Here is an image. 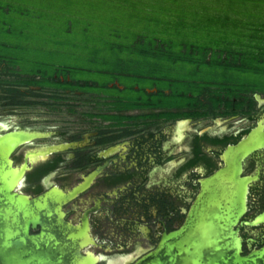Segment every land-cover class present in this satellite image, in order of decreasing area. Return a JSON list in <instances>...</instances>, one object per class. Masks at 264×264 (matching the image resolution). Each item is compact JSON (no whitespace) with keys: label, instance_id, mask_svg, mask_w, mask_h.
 Instances as JSON below:
<instances>
[{"label":"flooded vegetation","instance_id":"af4514ba","mask_svg":"<svg viewBox=\"0 0 264 264\" xmlns=\"http://www.w3.org/2000/svg\"><path fill=\"white\" fill-rule=\"evenodd\" d=\"M44 79L0 62V137L46 135L10 152L11 166H24L13 192L33 199L56 188L67 196L63 220L87 222L93 243L81 254L96 264H134L178 230L200 182L224 168L226 148L257 122L264 127V91L232 82L201 80L198 89L174 92L114 81L110 95L67 71ZM126 90L133 98L122 97ZM74 99L88 111L74 114Z\"/></svg>","mask_w":264,"mask_h":264},{"label":"rangeland","instance_id":"374dc122","mask_svg":"<svg viewBox=\"0 0 264 264\" xmlns=\"http://www.w3.org/2000/svg\"><path fill=\"white\" fill-rule=\"evenodd\" d=\"M156 1L0 0V62L11 70L18 69L21 75H40L43 83H47L44 78L67 71L73 80L97 84L99 91L110 95L117 92L106 85L114 81L127 89L134 84L145 87L155 83L178 92L198 89L195 84L201 80H216L264 91V64L257 69L251 56L242 57L240 63H233L230 57L231 65L224 63V55L219 61L213 54L209 63L203 61L201 50L205 47L233 43L237 46L232 48L243 50L252 45L243 44L248 40L238 22L209 19L210 12L199 14L181 7L169 18L166 8ZM257 2L264 4V0ZM206 4L220 12L225 9L221 1L207 0ZM250 11L264 15L260 7ZM229 16L247 22L238 13ZM190 45L198 50L191 51ZM161 78L167 81L154 80ZM122 97L133 98L129 90ZM74 102L79 106L74 114L90 107L78 99Z\"/></svg>","mask_w":264,"mask_h":264},{"label":"water","instance_id":"95a60500","mask_svg":"<svg viewBox=\"0 0 264 264\" xmlns=\"http://www.w3.org/2000/svg\"><path fill=\"white\" fill-rule=\"evenodd\" d=\"M42 132L0 137V264H96L87 222L72 226L56 188L30 199L13 192L24 166H11L10 152ZM224 168L200 182L183 225L164 234L134 264H264V127L227 147Z\"/></svg>","mask_w":264,"mask_h":264},{"label":"trees","instance_id":"16d2710c","mask_svg":"<svg viewBox=\"0 0 264 264\" xmlns=\"http://www.w3.org/2000/svg\"><path fill=\"white\" fill-rule=\"evenodd\" d=\"M191 1V2H190ZM193 0H157L155 4H159L166 8L167 16L169 18H173V13L176 11L175 8H180L181 10L190 9L193 10L195 13H199L201 11H207L210 12L206 17L209 19L214 20H225V21H235L238 22L240 25L241 34L246 37L248 41L243 43L244 45L249 43L250 45L247 49L243 50H235L232 48L234 45L233 43L230 44H224L223 46H213V47H205L202 48V53L204 54L203 61L205 62L207 54L211 53L213 54V57L217 59L218 61L222 59L221 57L224 55V63L231 65L228 63V59L231 57L233 63H240V59L242 57L251 56L255 62H257L258 66L264 64V39H262L261 42L260 38L264 37V22H260V19H264V15L262 16L261 12H255L252 13L250 9H255L260 7L261 11L264 9V4L261 2H257V0H217L225 3V9L223 11H218L217 8H213L210 5H207V0H195V2H192ZM190 2V3H189ZM154 4V5H155ZM154 5H149V7H152ZM234 6H237L239 8H244L245 10L243 12H238L233 8ZM247 7L249 9H247ZM178 12V11H177ZM176 12V13H177ZM191 12V11H190ZM229 13L242 15L246 18V23L241 22L240 19L231 18L229 16ZM256 17V18H255ZM257 19V22H254V20ZM242 26H251L252 29L250 30H243ZM158 42L157 40L154 41V43ZM238 44V45H243ZM189 49L191 51L198 50L195 46H189ZM234 66V65H233ZM236 66V65H235ZM239 66V65H237ZM260 66L257 68L259 69Z\"/></svg>","mask_w":264,"mask_h":264}]
</instances>
